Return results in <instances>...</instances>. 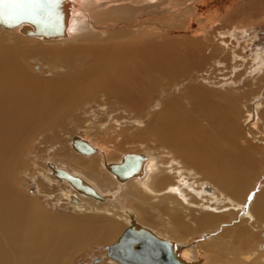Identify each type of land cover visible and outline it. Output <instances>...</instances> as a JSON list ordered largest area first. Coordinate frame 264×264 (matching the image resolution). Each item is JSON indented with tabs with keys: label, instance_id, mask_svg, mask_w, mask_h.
<instances>
[{
	"label": "bare ground",
	"instance_id": "obj_1",
	"mask_svg": "<svg viewBox=\"0 0 264 264\" xmlns=\"http://www.w3.org/2000/svg\"><path fill=\"white\" fill-rule=\"evenodd\" d=\"M232 1L44 0L46 22H0L45 44L37 51L50 71L27 69L18 44L0 49V264H70L107 242L100 259L128 264L112 247L130 237L131 249L147 250L144 235L165 242L170 264H264V55L251 56L253 83L214 82L199 60L213 46L174 37L195 24L207 34L204 18H227ZM99 96L112 126L90 115ZM66 122L83 125L62 142ZM42 132L55 141L39 180L77 212L65 228L12 182Z\"/></svg>",
	"mask_w": 264,
	"mask_h": 264
},
{
	"label": "rangeland",
	"instance_id": "obj_2",
	"mask_svg": "<svg viewBox=\"0 0 264 264\" xmlns=\"http://www.w3.org/2000/svg\"><path fill=\"white\" fill-rule=\"evenodd\" d=\"M149 1L156 2L157 0H149ZM253 1H252L253 3L249 0H236V1L233 0L232 2H229L227 4V10H229V16L227 18L221 17L222 19L219 18L217 20H211V15L206 17L207 19L204 18V22L202 23L201 28H203V27L206 28L208 30L207 34H204L201 32V33H198V35H196L197 33H195V29L197 26H199L196 24H195L196 27L194 26L195 28L193 27V28H190L188 30L187 29L183 30V31L181 30L180 32H182V33H180L179 31L175 33L176 35L178 34L177 36L174 35L175 39H178V41H181L180 38H184V39H186V41L187 40L188 41H195L197 38H200V40H198L199 43L204 44V45H210L213 47L216 46L217 49L220 48V49L224 50V53L222 54L220 52V49L213 50L212 49L213 47L212 48L210 47V49H208L209 51L207 52L206 55L202 54V57L203 56L204 57L203 58L200 57L199 60H201V62H203V65H205L202 68L207 69V71L201 73V75L203 77H206L210 81L213 80L214 82H218L220 80L221 81L228 80V77L231 75L232 78H235L236 81H238L237 83L240 86H243L245 83H249V82L253 83V81H251V80H253L252 78H254L255 74H251L250 73L251 69L249 68V62L251 60V56L256 52L257 53L258 52L263 53V55H264V0L263 1L262 0H253ZM210 4L213 5V4H215V2H212ZM230 6H232V7H230ZM219 8H221V7H218V9ZM217 14L219 15V13H217ZM218 20H220V21H218ZM214 21H216V22H214ZM214 23H216V24H214ZM184 39H183V41H184ZM10 44L11 45L12 44H18L19 45L20 49L22 50V54H23L21 61L27 69H29L32 73H34L37 76L47 77V75H48L47 71H49L48 70L49 68H47V66L44 67L45 66L44 64L47 62L49 57H47L44 54H39V51H37V48L40 49L39 47H41V45L46 46L45 44H42V42H40L39 40L26 39L24 37L18 39V37L13 36L10 33L2 32L0 30V49L7 46V45H10ZM225 50H226V52H225ZM233 55H236V58H233ZM31 56L34 57V60H32V58L31 59L29 58ZM225 57L227 58L225 61L227 62V60H228L229 65L223 66L224 63L227 64L226 62H224ZM244 57H245V61L243 62L242 59ZM45 59H46V61H45ZM212 59H216V61L213 62L214 60H212ZM220 60H221V63L219 64L218 61H220ZM236 63H238L239 65ZM215 64H216V66H215ZM233 64L238 66V70L234 74L231 73L233 70V68H232ZM240 64H242V65H240ZM239 66H241V67L239 68ZM227 68H229V69H227ZM225 70H227L226 71L227 73L224 72ZM209 72H210V74H209ZM246 73H247V75H246ZM248 74H249V76H248ZM248 80H249V82H248ZM195 84H197V82H195ZM253 87H255V86H253ZM100 97L101 96L98 97V101H97L99 104L93 103V105L90 106V107H92L91 108L92 110L89 111V108H87L86 111H89L91 113L90 115H95L96 119L99 120L100 122H104L108 126H112V123L109 122V120L107 119L108 116L102 114L103 109H102L101 105L103 104L102 106H106V104H105L104 99H102V102H101ZM263 109H264V107H263ZM81 110L82 109H77V112H75L76 113L75 115H78V114L80 115L79 112ZM111 115H112V117L120 118L124 114L120 110H118V111L114 110V112H111ZM83 117L81 116V120L79 121V123L82 121V119L83 120L88 119L91 116H87V118H86V116H83ZM202 118L203 117H200L198 120H199V122H201V124L205 125L203 122H206V121L204 120V118L203 119ZM252 123L248 124L247 128L250 127V129H253L255 131L254 132L252 130L254 132V134H256L257 130L253 128ZM69 125L70 124H67V122H66L59 127L60 132H59V130H58V132H59V135L61 137L62 142H64L69 136H72V135H74V133H77L79 131L78 129L83 124L70 125V126ZM64 126H66V127H64ZM65 129H67V130H65ZM61 130H63V131H61ZM44 134L45 133L42 132V133H38L36 135H33L31 137V140L28 142L29 144L27 143L23 153L19 157L20 158L19 164L13 170L12 182H13V186L18 191H20L24 196L29 197L30 199L34 200L42 210H44L48 214L54 215L56 217L61 216V218H63V219L60 221V223H61V225H63L62 227L65 228V227H67V224H68V226L73 224V221L71 218L76 217L77 212H73L68 204H64L61 201L58 202L57 201L58 193L56 192V189H52V188L50 189V187H45L46 185L45 184L43 185L41 182L43 180V179H41L42 173H43L42 170L44 167H46V162L44 159L48 158L47 156H49V154L53 152L52 151L53 149L50 148L51 146L49 147V145H51V143L52 142L54 143V141H55L53 136L50 135L49 136L50 138H48V141L51 139L49 141V144L43 142L42 140L45 136ZM36 142H38V143H36ZM120 149L123 150L124 153L131 151L130 148L125 147V145H122V147ZM140 149L141 148H139V147H134L135 151H138V150H139V152L142 151V149L141 150ZM262 174H264V170H263ZM39 179H41V181ZM258 182L261 185H263L264 184V176L260 177ZM36 183H38L39 186H38V184L36 185ZM50 192H52V193H50ZM55 192H56V194H55ZM49 193L51 195H49ZM255 193L256 192L254 191V194ZM257 195H258V192H257ZM64 198H66L68 200L67 197H64ZM112 243L113 242H111V243L107 242V243H102V244H92V245L86 247L85 249L76 252L74 255V258L72 259L70 264H92V262L96 261L97 258L100 259V257L102 256V253L105 252L104 247L109 246ZM95 263L96 264L97 263L98 264H105V260L100 259Z\"/></svg>",
	"mask_w": 264,
	"mask_h": 264
},
{
	"label": "water",
	"instance_id": "obj_3",
	"mask_svg": "<svg viewBox=\"0 0 264 264\" xmlns=\"http://www.w3.org/2000/svg\"><path fill=\"white\" fill-rule=\"evenodd\" d=\"M44 12L43 9H39L35 13H12L6 11L3 15H0V22L8 26H12L24 20H32L37 24H42L44 19L45 22L47 21L46 18H44V14L46 13ZM41 19H43L42 22ZM130 242V237H125L122 244L120 242L118 247L117 245L112 247L115 248L116 251L111 252V255H114L117 260L128 264H170L169 258L171 254L167 252V245L165 242L159 238L144 235L140 243L142 247H146L147 250H145V248L133 250L131 249ZM98 260L99 258L96 259V261Z\"/></svg>",
	"mask_w": 264,
	"mask_h": 264
},
{
	"label": "snow or ice",
	"instance_id": "obj_4",
	"mask_svg": "<svg viewBox=\"0 0 264 264\" xmlns=\"http://www.w3.org/2000/svg\"><path fill=\"white\" fill-rule=\"evenodd\" d=\"M53 2V0H49ZM44 0H0V15L12 13H35L42 9Z\"/></svg>",
	"mask_w": 264,
	"mask_h": 264
}]
</instances>
